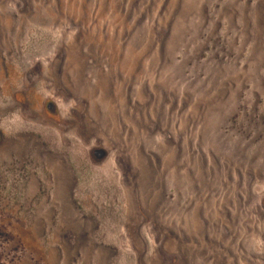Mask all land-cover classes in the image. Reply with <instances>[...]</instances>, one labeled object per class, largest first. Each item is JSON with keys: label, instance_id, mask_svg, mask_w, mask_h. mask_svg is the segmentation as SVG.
Returning <instances> with one entry per match:
<instances>
[{"label": "rangeland", "instance_id": "1", "mask_svg": "<svg viewBox=\"0 0 264 264\" xmlns=\"http://www.w3.org/2000/svg\"><path fill=\"white\" fill-rule=\"evenodd\" d=\"M0 264H264V0H0Z\"/></svg>", "mask_w": 264, "mask_h": 264}]
</instances>
